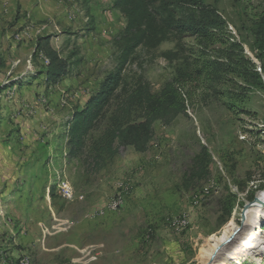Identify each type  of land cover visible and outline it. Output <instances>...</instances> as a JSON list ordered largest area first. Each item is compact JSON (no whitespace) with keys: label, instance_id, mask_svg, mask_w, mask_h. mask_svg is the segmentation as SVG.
I'll return each instance as SVG.
<instances>
[{"label":"rangeland","instance_id":"1","mask_svg":"<svg viewBox=\"0 0 264 264\" xmlns=\"http://www.w3.org/2000/svg\"><path fill=\"white\" fill-rule=\"evenodd\" d=\"M114 1L0 0V264H264V203L248 217L264 196V0H203L225 27L210 45L184 39L203 73L184 88L188 115L157 122L147 152L100 162L90 139L73 158L72 116L117 64ZM43 37L72 58L56 85ZM173 49L139 50L126 77L159 93Z\"/></svg>","mask_w":264,"mask_h":264},{"label":"trees","instance_id":"2","mask_svg":"<svg viewBox=\"0 0 264 264\" xmlns=\"http://www.w3.org/2000/svg\"><path fill=\"white\" fill-rule=\"evenodd\" d=\"M113 7L126 22L113 41L117 64L85 108L72 116L64 136L73 158L90 139V152L100 162L114 159L120 149L147 152L157 122L170 126L179 116L188 115L184 88L203 73L198 71L203 67L199 69L198 62L188 56L184 39L213 44L226 24L216 7L203 0H115ZM167 42L174 43V49L162 53V57L176 63V76L159 93H152L142 76L132 80L126 77L125 68L135 61L139 50L154 52ZM255 43L256 57L261 60L264 20L258 25ZM37 50L48 62L42 72L48 84L56 85L68 76L72 58H63L52 49L50 37L40 38ZM95 133L99 134L93 139Z\"/></svg>","mask_w":264,"mask_h":264},{"label":"bare ground","instance_id":"3","mask_svg":"<svg viewBox=\"0 0 264 264\" xmlns=\"http://www.w3.org/2000/svg\"><path fill=\"white\" fill-rule=\"evenodd\" d=\"M263 203H264V196H258V198L255 200L254 204H251V206H254V207L257 208V209L251 211V213H249L248 217L250 216V214H254L256 211H260V210H262V209H263V206H262ZM257 214H258V213H257ZM257 214L253 215V217L256 216ZM248 217H247V219H248ZM245 222H246V220L244 221L243 225L245 224ZM250 236H251L250 239H247V237H245V238H246L247 241H248V240H249V241L252 240V242H253V236H252V235H250ZM240 244H242V240L239 241V242L237 243V247H238ZM235 248H236V247H235ZM223 252H224V251H223Z\"/></svg>","mask_w":264,"mask_h":264}]
</instances>
